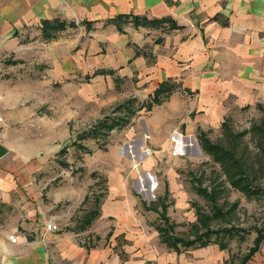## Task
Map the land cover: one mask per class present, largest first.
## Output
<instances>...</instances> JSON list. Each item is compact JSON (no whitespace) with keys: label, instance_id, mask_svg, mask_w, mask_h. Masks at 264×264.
<instances>
[{"label":"crops","instance_id":"1","mask_svg":"<svg viewBox=\"0 0 264 264\" xmlns=\"http://www.w3.org/2000/svg\"><path fill=\"white\" fill-rule=\"evenodd\" d=\"M121 15L176 28L111 23ZM53 19L73 26L45 41L41 21ZM163 81L178 87L163 102L165 116L153 114L163 103L136 113L149 115L150 139L139 148L166 145L178 128L220 126L235 108L262 102L264 0H0V264H241L255 236L238 261L228 244L175 251L147 216H167V186L159 213L143 204L141 212L120 168L100 196L99 151L70 145L117 105L144 103ZM78 167L93 179L68 180ZM89 211L96 216L86 226ZM47 222L59 230L44 239ZM258 245L244 264H264V241Z\"/></svg>","mask_w":264,"mask_h":264},{"label":"rangeland","instance_id":"2","mask_svg":"<svg viewBox=\"0 0 264 264\" xmlns=\"http://www.w3.org/2000/svg\"><path fill=\"white\" fill-rule=\"evenodd\" d=\"M164 103L153 114L157 113L159 117L165 116L168 109ZM258 104L262 106V109L257 107ZM136 106L137 103H135L134 108ZM148 116V113L141 111L133 117L134 120L132 119L130 124L124 128L130 135L127 134V136L122 137L124 133L121 134L120 131L116 130L107 139H102L101 144L104 146V150H99L98 143L91 137L82 141V146L86 150L99 151L98 157H95V162L100 166L97 167L96 165V170L102 166L104 167L94 172L96 175H93L97 177L98 195L102 196L104 190H106L108 173L112 175L113 169L120 168L118 172L128 179L129 189L135 194L136 205L141 212L144 214L143 205H151L152 207L156 206L159 213L160 204L157 202V198L162 197L166 185L169 190L167 196L164 197V203L168 206L166 217L169 219L170 224L175 225L174 233L177 237L192 239L195 233L194 229H191V225L196 221L194 207L199 206L205 212L210 209L209 202L201 198L194 187L200 186L206 189L218 187L222 192L219 195L218 202L220 205H224L227 220L226 222L217 221L212 223V228L233 226L237 230L244 231L242 232L244 240L234 237L228 242L229 251L233 253L236 261H238L239 257L252 243L255 236L253 227L258 226L264 219V193L257 198L247 199L243 194L229 187L218 165L214 164L212 159L202 152L197 141L199 130L189 134L190 132L186 133L184 129L178 128L179 130L167 137L166 145L163 144V141H159V145L156 147L152 148L149 143H146L148 146L144 147L142 145V148H139L143 138L147 141L150 139L143 130ZM224 118L227 119V125L233 133L249 132L242 138L239 152H243L245 162L255 175L253 186L264 190V156L258 149L257 141L250 133L251 126L258 125L261 119L264 118V100L240 109L235 108ZM170 122L172 121L169 120L166 124L168 125ZM202 131L212 142L224 143L223 131L219 125ZM139 133H141V137H139ZM159 138L156 137V139ZM176 138H180L184 146L175 151L173 139L176 140ZM73 151L75 150L72 149L71 158L68 157V159L70 161L80 159V157H75ZM81 152L86 155L87 151L81 150ZM76 160L72 161L71 165L77 166ZM113 161H118V163L113 166L111 164ZM60 162H63V159L57 161L59 167L52 176L58 175L59 170L64 168ZM147 163L149 164L146 166ZM84 169L74 170L73 174H69L68 180L70 176L75 177V179L79 177V180L92 178L89 175L91 172ZM147 173L155 180L156 191L153 193L148 190ZM117 175L114 176L117 177ZM60 179L62 178L58 177L56 181ZM234 203H237V206L231 211V205ZM147 216L149 222L153 223L154 226L162 224L156 213L152 212L150 215L148 213Z\"/></svg>","mask_w":264,"mask_h":264},{"label":"trees","instance_id":"3","mask_svg":"<svg viewBox=\"0 0 264 264\" xmlns=\"http://www.w3.org/2000/svg\"><path fill=\"white\" fill-rule=\"evenodd\" d=\"M131 20L135 26H147L152 28L164 27V25H170V29L176 28L169 19L160 20H147L142 17H135L131 15H121L114 19L113 22L117 27L121 23H125ZM67 26H73L70 22L66 24L59 19H53V21H41V35L43 40L49 41L53 40L57 36V33L66 30ZM177 85L171 83L170 81H163L159 83V87L145 100L144 103H137L134 108L136 101L130 100L126 103L117 105L109 115L104 116L99 122L94 124L92 127L86 129L79 133L76 140L71 142L70 145H75L77 148L89 152V150L83 146L77 145L76 142L84 141L87 138H93L97 143L99 149L103 148L101 144L102 139H107L111 132L114 130H121L128 126L136 113L140 110L150 111L154 106H160L164 101H166L177 89ZM259 109H262L261 105H257ZM222 128L224 143H214L212 142L204 132H200L197 136V141L199 146L204 153L212 159V162L218 165L220 172L224 175L225 180L229 187L233 190L240 192L247 199L257 198L264 193V190L253 186L254 174L248 164L245 162L243 157V152H239L242 138L247 135L248 131H243L240 133H233L230 127L227 125V119H224L220 125ZM252 137L257 141L258 149L264 156V118L261 119L258 125H252L250 131ZM226 142V143H225ZM65 148H63L59 154H63ZM196 193L203 198L206 202H209L210 209L205 212L199 206H195V216L196 222L193 224L192 229H194V237L192 239H183L177 237L174 233V225L169 223V220L163 214L159 215L160 222L162 224H156L155 230L160 236V241L169 248H173L178 251L179 248H194V247H204L209 245V243L217 244L221 249L227 248V244L230 239L234 237H239V239L244 238V234L241 230L237 228L230 227H218L212 228V223L221 221L226 222V211L224 210V205H220L218 202L219 195L222 193L221 190L216 187L212 189H206L199 187H194ZM237 206V203L231 205V211H233ZM233 208V209H232ZM96 216L95 211H89L86 213L84 224L88 226L90 220ZM255 232V238L253 240L254 247L250 249L249 254L242 259L241 264H244L250 258V256L257 250L258 244L264 241V219L260 222L258 226L253 227Z\"/></svg>","mask_w":264,"mask_h":264},{"label":"built area","instance_id":"4","mask_svg":"<svg viewBox=\"0 0 264 264\" xmlns=\"http://www.w3.org/2000/svg\"><path fill=\"white\" fill-rule=\"evenodd\" d=\"M0 121H2V118L0 117ZM173 142L175 144L174 146V150H179L180 148H182L184 146V144H182V141L180 138H176L173 139ZM147 178H148V181H149V185H148V190L150 193H153L156 191V184H155V180L152 178V176L150 174L147 173ZM152 199H154V197H152ZM59 230V227L55 224V223H52V222H47L45 223L44 225V232H43V238L45 239V236L47 235V233H50V232H57ZM10 241L12 243H15L17 241L16 238L12 237V236H9Z\"/></svg>","mask_w":264,"mask_h":264}]
</instances>
